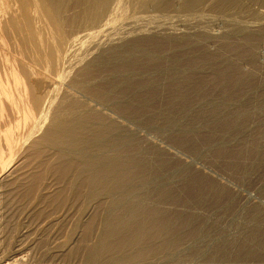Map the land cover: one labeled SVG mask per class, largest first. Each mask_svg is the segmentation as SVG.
Instances as JSON below:
<instances>
[{
    "label": "rangeland",
    "instance_id": "rangeland-1",
    "mask_svg": "<svg viewBox=\"0 0 264 264\" xmlns=\"http://www.w3.org/2000/svg\"><path fill=\"white\" fill-rule=\"evenodd\" d=\"M107 1L74 31L91 33L84 59L29 138L20 111L10 121L20 131L8 137L27 142L12 159L0 142V261L264 264V0H144L136 10ZM84 68L98 79L85 92L98 105L76 117L85 130L71 129L74 118L65 127L74 146L51 143L43 133ZM110 122L132 133L129 157L113 153L131 168L91 181L83 158L93 148L82 142L99 128L110 135Z\"/></svg>",
    "mask_w": 264,
    "mask_h": 264
},
{
    "label": "bare ground",
    "instance_id": "bare-ground-1",
    "mask_svg": "<svg viewBox=\"0 0 264 264\" xmlns=\"http://www.w3.org/2000/svg\"><path fill=\"white\" fill-rule=\"evenodd\" d=\"M0 2V142L3 140L4 143H6L4 145L8 146L7 149H9L11 158L14 157V153L16 152L15 148L18 146H15V144L20 143L18 142L20 140L19 136H23L22 134L24 133L20 134V132H18L20 130L15 128L17 123L14 124L13 128V122L10 121L15 122L17 116H19L17 114H19L20 111L22 113V123L25 128H27V135L25 134L26 136H24L25 139L29 138L32 131H34L33 127H35L31 125V121L34 122L37 115L41 118L43 114L49 111L57 98V95L54 96L52 93L53 88L58 86L56 87L58 88V91L59 87L66 81L65 78L68 79V77L71 76L72 71L75 70L79 63L84 59L81 57L82 55L78 56L79 54H77V51L80 47H82L84 39H87L91 33L83 30L84 32H81L82 35H78L74 31L90 25L92 26V24L102 16L103 10L105 7L107 8L108 1L6 0V6L5 4H2V0ZM117 2L119 3V0H117ZM194 2L200 3V0H194ZM1 4L5 7L1 6ZM144 4V0H133V9H140L144 6ZM69 10L72 11V15L70 16H68L67 13ZM36 18L41 21L42 24H44L43 22L46 23L48 26L46 28H49L50 30L48 33L49 35L51 34L50 36L46 33L48 31L43 32L45 30L44 27H42L43 29H37L38 27L34 24ZM37 23L40 24V22ZM65 26L70 27V31H66L69 29H66L67 27L65 28ZM80 50H82V48H80ZM133 53H136V50H134ZM112 54L116 55L117 53L113 52ZM109 55H111V53ZM74 57L75 59H73ZM108 62L109 58L104 61L103 65L105 66ZM84 69L82 71L80 70L81 72L76 74V76H74L73 79L66 84L65 92L67 95L64 96L67 97H64L65 100L62 103L64 104L62 106L64 108H58L59 111L57 110L54 118L52 117L48 130L43 133L42 137L51 143L53 142L57 144L63 143L64 141L68 144L72 143L74 146L75 144L72 142V139L67 140L65 127L67 129L70 119L74 118L71 129L75 131L76 128L79 127V124L77 125V123L83 118L82 113H84L85 110L86 112L88 111V115L91 114V112L94 113L92 103L94 102V104H97V101L95 98L88 97L90 92L87 93L88 95H86L85 92H87V90L92 91L91 89L99 90L100 87L96 83L98 82V79L90 74L91 72H87L88 68ZM113 87H116V85ZM112 89L110 92L107 90L108 93L104 94V91L102 94L108 95L112 93ZM10 110L13 113L12 117L14 120H10L12 117L9 118L10 115H8L7 122H4V116L7 115L5 112ZM81 114V119L76 118ZM8 122L10 123L7 125ZM35 122L33 123L34 125L36 124ZM1 123H3V126H1ZM110 123L111 124L109 125L111 129L107 127L110 129V135H106L108 134L106 131L101 134V131L99 132V128L96 132L95 139H84L82 142L84 149L93 148V152L83 158V164L87 166V170L85 172L89 173L87 177L90 176V178H92L91 181L100 178V172H102L103 168L111 169L114 167L121 170L126 169L127 167L128 169L131 168L128 165L129 161L125 155L116 157L113 153H119L120 150L121 154H125L128 152L126 151L124 153L123 149L125 147H133L131 146L132 144L128 145L125 143V139L129 138L132 133L126 130L124 131V129H122L124 127L118 128L114 122ZM120 124L122 125V123ZM7 127L8 129L5 130ZM11 128L18 130L17 132L20 134L18 136L16 135L18 140L16 141L18 143L15 142V139L13 141L12 138L8 137V132L11 131ZM80 128L83 130L86 129L84 124ZM80 128H78L75 133L79 132ZM17 132L14 133L16 134ZM11 137L14 138V136ZM72 138H75V136ZM23 139L24 137L21 139L20 145L23 144ZM1 148L2 147L0 146V149ZM17 148H19V146ZM139 150L141 151L143 148H140ZM129 155L130 154L127 153V157H129ZM7 261L8 260L6 258H3V260L0 261V264H10Z\"/></svg>",
    "mask_w": 264,
    "mask_h": 264
}]
</instances>
